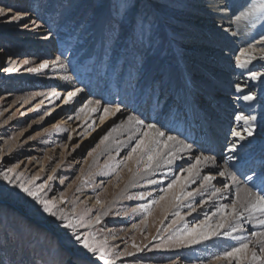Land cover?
Returning <instances> with one entry per match:
<instances>
[{
  "label": "rangeland",
  "instance_id": "1",
  "mask_svg": "<svg viewBox=\"0 0 264 264\" xmlns=\"http://www.w3.org/2000/svg\"><path fill=\"white\" fill-rule=\"evenodd\" d=\"M147 1L156 6V0ZM115 2L0 0L1 7L12 9L9 16H0V173L12 169L16 174L11 184L0 175V264H105L98 254L89 252L75 240L72 230L63 227L64 222L43 212L42 206L17 186L20 183L55 203L74 223L83 221V225L78 224L76 228L82 239L85 235L100 242L107 238L108 248L120 254L119 258L107 257L109 264H219L215 257L225 246L226 235L216 236L211 247L203 250L190 248L189 243L180 241V237L186 236V230L204 221L206 216L211 217L207 223L215 224L218 217L213 213L220 204L215 203L204 212L199 207L203 204L202 198L193 201L189 198L183 200L180 207H173L171 193L166 196L162 191L168 189L174 179L188 176L184 169L195 163L197 154L195 157L177 154L179 159L173 164H161L147 174L141 168L135 177L136 164L126 160L136 143L130 137H139L142 132L139 130V134H135V129L127 130L130 115L138 116L146 124L156 123L167 135L182 137L189 140L188 143L193 139L183 136V132L173 133L174 116L171 114L166 118L163 112L168 94L163 97L164 92L160 93L162 77L153 80L152 88L151 85L146 87L156 57L154 47L140 31L133 33L130 24L133 8L118 9ZM28 12L32 16L27 19L9 18L16 13ZM27 22L32 24L21 29ZM7 29L14 31L6 32ZM23 36L26 39L20 41ZM98 57L101 59L97 63L99 70L94 72L98 83L91 87ZM50 59L61 62L64 79L58 78V71L37 72L40 64ZM127 61H131V75L126 77L123 71ZM114 75L119 85L121 82L132 85L133 89H126L129 97H124V101H120L118 83L110 96L106 92L109 90L106 81ZM62 83H72L84 93L81 101L77 98L67 108L76 115L91 114L87 110L80 111L90 100H100L102 106H122L131 113L110 122L76 147L100 121V116L88 121L86 132L79 135L72 132L69 125L51 126L61 113H50V110L66 97V93L51 97L47 105L40 103L43 96L37 94H55ZM65 88L63 86L61 90ZM144 91H148L149 98L144 97L143 101L148 102L142 104L139 99ZM140 103L141 109L137 105ZM142 110L145 111L144 118L141 117ZM116 164L120 166L114 167ZM200 174L218 178L211 170ZM214 182L211 192L217 186L222 185L220 189L224 186ZM200 185L201 180L197 179L187 186V191L193 192ZM173 191L178 193L179 189ZM139 194H144L145 198H129ZM162 196L166 198L161 200ZM8 198L11 201L8 202ZM98 199L101 203H97ZM232 201L233 197L222 204ZM189 204L197 210L194 217L188 215L193 212L187 207ZM141 206L149 211H140ZM177 211L183 220L174 214ZM97 216L101 217L100 223L96 222ZM241 224L242 230L230 234L247 235L255 240V232L245 222ZM229 231L223 230L224 233ZM250 247L264 256L255 243ZM208 250L215 251L205 257L203 253ZM201 251L204 258L198 261Z\"/></svg>",
  "mask_w": 264,
  "mask_h": 264
},
{
  "label": "bare ground",
  "instance_id": "2",
  "mask_svg": "<svg viewBox=\"0 0 264 264\" xmlns=\"http://www.w3.org/2000/svg\"><path fill=\"white\" fill-rule=\"evenodd\" d=\"M115 1L118 4V9L133 8L131 11L133 16L130 18L133 33L140 31L144 39L154 47L156 57L149 72L146 87L151 85L152 88L153 80L162 77L160 93L164 92L163 97L168 94L163 109L164 115L167 118V115L173 114L175 128L182 127L184 133H190L194 137L188 143L189 140L175 136L182 144L192 146L190 151H184L181 145H177V154H187L188 157H195L196 154L197 156L203 154L215 157V165L204 166L201 171L211 170L213 174L215 173L218 178L212 181V187H215L214 181H217V185L224 184L222 191L216 196H212L211 187L207 191L201 189L198 194L191 197L192 201L196 198H202L203 204L199 207L201 208L200 211L205 212L214 207L215 203L221 205L231 197L235 200L237 188L243 189L245 184L254 193L264 195V58H262L264 52L261 51V49H264V20L258 17L249 19L241 17L242 12L247 11L248 5L254 3L255 0H156V6H152L147 0ZM16 14L21 19L32 16L29 12ZM237 17L241 18L237 19ZM31 24V22H27L21 26V29H26ZM5 31L12 32L14 29ZM25 39L23 36L19 40L24 41ZM245 50L250 55H244ZM48 54L55 55L53 52H48ZM248 59L251 62L241 67V64ZM100 60V57H98L95 63V71L92 72V81H90L91 87L92 84L97 85L98 83L94 72H98L97 63ZM44 63H47L48 67H40ZM60 63L53 59L43 61L37 72L51 73L58 71V78L62 80L64 79V73H62L63 66ZM123 72L126 77L128 74L131 75V61L126 62ZM253 72L260 73V78L253 79ZM115 81V75L106 81V89H109L106 92L110 96L111 90L119 87L117 92L119 98H121L120 101H124L125 98L129 97V93L126 94V89L132 88V85L130 82L124 84L120 81L122 85L124 84L122 86L119 85L118 81ZM126 85H128V88H126ZM63 86L66 87L65 90H61ZM76 89L78 88L72 83H62L59 92L55 94H37L43 96L40 101L43 105L52 100L51 97H59L66 93V97L50 110V113H61L51 126L69 125L72 132L76 131V134L79 135L83 134L84 131L86 132L87 126H89L88 121H94L97 115L100 116V121L95 124L93 130L79 140L76 147L83 145L94 137L99 130L106 128L110 122L131 113L128 108L119 106V112L104 117L102 109L110 106L100 104V111L91 112L90 115L85 114V116L76 115L67 108L71 107L77 98L81 101L84 93L80 91L73 97L71 102H65L68 93L74 92ZM130 93L133 92L130 91ZM143 94V98L139 99L142 104L144 97L149 98L148 91H144ZM245 95H252L254 99L244 100L243 96ZM128 101L131 102V100ZM89 102L92 101H88L86 105H90ZM78 103H75V105H78ZM141 103L137 104L139 109L143 107ZM91 106L95 105L91 104ZM144 110H142L144 114L141 116L143 118L145 116ZM241 114L245 117H256L254 121H250L251 126L254 127L251 136L244 131L245 128L249 127V123L236 119ZM102 117L104 118L102 119ZM185 122L186 125H184ZM128 124L127 121V130L135 129V134H139V130H146L143 126L134 124L128 126ZM191 125L196 126L193 127L195 132ZM176 130L174 132L172 130V132L178 135ZM233 131L241 132L245 139L240 140L238 137L233 136ZM233 144L236 145L235 150L229 151ZM33 149L35 150V148ZM227 156H233L234 159L226 160ZM225 169H227L226 175L219 176L218 172ZM229 173L235 174L239 184L233 183ZM246 176H252L253 179L247 181ZM225 185H228V187L225 188ZM7 200L8 202L11 201L9 198ZM205 201L207 202L205 203ZM196 211L195 209L188 215L194 217ZM259 215V213H256V216ZM242 222H245V225L249 226L255 233L264 231V225L257 224L255 219L249 220L247 213H245V218L239 221L240 224ZM98 223H100V220ZM225 230L228 231V228H225ZM226 236L225 246L220 250L218 249L219 255H223L227 249L238 247L242 241L250 239L247 235L241 236L236 233ZM215 238L216 236H213L211 239L202 240L200 243L189 244V247L199 250H203L204 247L210 248ZM254 238L256 239L255 235ZM218 242L221 243V241ZM214 251L208 250L203 254H205V257H209ZM198 255H200L198 261L204 258L201 256L202 251ZM216 262L219 264L226 263L224 260H216Z\"/></svg>",
  "mask_w": 264,
  "mask_h": 264
},
{
  "label": "snow or ice",
  "instance_id": "3",
  "mask_svg": "<svg viewBox=\"0 0 264 264\" xmlns=\"http://www.w3.org/2000/svg\"><path fill=\"white\" fill-rule=\"evenodd\" d=\"M12 12L11 8H3L0 7V16H9V13ZM241 17L244 19H249L253 17H258L261 20H264V0H255L254 3L248 5V10L242 12ZM241 17H237L240 19ZM11 20L19 19L18 14H13L9 17ZM264 52V49H261ZM244 55H250L247 50L243 53ZM264 58V57H262ZM251 60H245L241 67L245 66L247 63H250ZM40 67L46 68L48 67L47 63L42 64ZM10 70V69H9ZM261 76L260 73L253 72L252 78L259 79ZM239 90V88H238ZM82 91L81 89H76L74 92H69L67 100L70 102L73 97ZM244 100H252L254 97L252 95L243 96ZM95 106L85 105L84 108H81L80 111L84 112L85 110L90 112L100 111V100H96L95 102H89V104H93ZM104 113V117H109L113 115L115 112H119V106L115 108L112 107H104L102 109ZM102 117V119L104 118ZM237 120H244L246 123H249V127L245 128L244 131L247 132L249 136L252 135L254 131V127L251 126L250 121H254L256 119L255 116L245 117L244 115H238L236 117ZM129 125H139L143 126L146 130L142 131L139 137L135 135L130 137V139H135L136 143L131 147L126 160L133 161L136 164V170L134 172V177L139 175L141 168L145 174L150 173L155 170L156 167H159L161 164H173L179 157L177 156V145H181L184 151H190L191 145H184L181 141L177 139L175 136L167 135L165 131L161 130L157 127L156 123H149L147 125L144 124V121L140 119L138 116L130 115L128 117ZM232 135L238 137L240 140L245 139V136L238 131H233ZM107 139V137H105ZM236 145L233 144L229 151H234ZM234 159L233 156H227L226 160ZM209 164L215 165V157L211 155H199L195 158V163H192L187 169H184L188 173L187 177L181 175L180 177L174 179L172 183L169 185L168 189H162L167 194L171 193V206L180 207L181 202L185 199L191 198L194 194H198L201 189L207 191L209 187H212V181L216 179L212 174L201 176V169L204 166ZM119 164L114 165V167H119ZM126 166V165H125ZM129 171H132L129 168ZM227 169L224 171H219L218 175L223 177L226 175ZM3 176V179L8 181L10 184L13 183V176L16 175L12 169H9L5 173H0ZM233 183L239 184L238 178L235 174L229 173ZM196 179L201 180L200 188L196 189L194 192H188L187 186L191 183H195ZM253 179L252 176H246L247 181H251ZM149 183H157V181H149ZM19 188L23 190L28 196L33 197L41 206L43 212L49 214L52 217L64 222L63 227L72 230L75 240L79 241L83 248L87 249L89 252L93 254H98L99 258L105 261V264H109L107 257L115 256L119 258V253H113L107 246V238H105L104 242H100L95 240L91 235H85L83 239L81 235L76 232V228L79 225H83V221H78L74 223L72 218L64 212L63 209L58 208V206L45 199L43 196L39 195L37 191L33 188L26 186L24 183H20L17 185ZM228 185H225L227 188ZM179 189V192H175L173 190ZM222 189L215 188L211 193L212 196H216L220 193ZM243 193V194H241ZM151 195V193H148ZM166 196H162L160 199L163 200ZM130 199H144V194H139L135 197H129ZM207 201H205L206 203ZM97 203H101L99 199ZM153 203H159V201H153ZM190 211H194L192 205H187ZM140 211L148 212L149 209L145 206H141ZM135 211V210H134ZM245 213H247V218L249 220L255 219L256 223L259 225H264V195L254 193L251 188L247 187L245 184L243 189L237 188L235 194V200L228 204H221L213 216H217L218 220L215 224H208L207 221L211 220V217H205L204 221H201L195 227L186 230L187 234L182 235L180 237V241L182 243L196 244L200 243L202 240L211 239L213 236L219 235H229L231 232H235L238 230H242L243 225L239 223L242 218H245ZM256 213H259V216H256ZM106 215L107 213H103ZM180 220H183V217L180 216V213L177 211L174 213ZM100 217H96V222H99ZM175 223V221H173ZM225 228L230 229V232L224 233L223 230ZM256 239H246L242 241L238 247H233L230 251H225L223 255L216 256L215 259L217 261L224 260L227 264H232V261H235V264H264V256L259 255L255 248L250 247L253 243L259 245V251L264 253V231L257 232L254 234ZM137 247L136 245H133ZM138 250H142L139 249ZM131 255V253H128Z\"/></svg>",
  "mask_w": 264,
  "mask_h": 264
}]
</instances>
